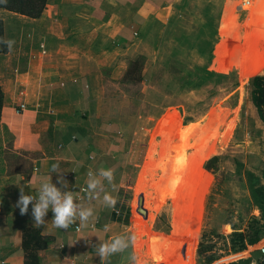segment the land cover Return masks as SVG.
<instances>
[{
  "label": "rangeland",
  "instance_id": "rangeland-1",
  "mask_svg": "<svg viewBox=\"0 0 264 264\" xmlns=\"http://www.w3.org/2000/svg\"><path fill=\"white\" fill-rule=\"evenodd\" d=\"M105 49L94 111L128 140L122 198L137 264H264V122L252 100L264 0H168L131 50ZM36 127L58 145L48 120Z\"/></svg>",
  "mask_w": 264,
  "mask_h": 264
},
{
  "label": "crops",
  "instance_id": "crops-1",
  "mask_svg": "<svg viewBox=\"0 0 264 264\" xmlns=\"http://www.w3.org/2000/svg\"><path fill=\"white\" fill-rule=\"evenodd\" d=\"M166 3L168 0H48L38 18L0 7L6 40L15 42L11 51L0 53V85L5 92L0 121V264H25L22 242L29 228L48 238V246L37 250L38 264H100L92 246L99 242L98 237L106 241L116 235L130 236L122 198L130 161L128 140L120 122L97 115L94 103L103 90L101 65L106 45L131 50L144 25ZM47 120L59 136L58 145L51 150L46 145V131L36 127ZM192 145L186 143L178 158ZM9 156L21 158L25 165L10 166ZM53 163L60 165L68 182L66 190L81 198L89 168H112L119 196L115 210L92 201L97 218L81 232L76 231L78 222L67 231L55 228L51 210L45 217L46 227L34 226L31 205L26 215L16 207L20 187L35 195L37 182L50 174ZM51 176L56 183L57 174ZM133 256L136 252L130 244L112 255L109 264H133Z\"/></svg>",
  "mask_w": 264,
  "mask_h": 264
},
{
  "label": "clouds",
  "instance_id": "clouds-1",
  "mask_svg": "<svg viewBox=\"0 0 264 264\" xmlns=\"http://www.w3.org/2000/svg\"><path fill=\"white\" fill-rule=\"evenodd\" d=\"M6 0H0V3ZM13 40H5L0 38V44H5L11 51ZM59 163H53L50 168V174L41 177L37 182L36 194H26L23 187H20L19 198L16 207L19 208L21 215H26L29 212L31 205V215L36 227H46L45 217L49 210L53 213L52 225L55 228L67 231L72 225L77 224V232L87 230L95 221V208L91 206L92 201H96L103 205L104 208L115 210L116 204L119 202L118 189L114 183V170L112 168H98L89 170L86 173L85 185L81 189L84 192V197L81 198L74 195L72 191L66 190L68 182L59 171ZM52 173L57 174L56 183L52 182ZM107 183V187L105 186ZM31 183V181H29ZM57 184L59 187H57ZM109 188L111 189L109 191ZM113 193H117L114 195ZM84 200H87L86 204ZM107 231V226H105ZM93 244L96 255L100 258V264H109L110 257L114 254L121 253L127 249L130 244L136 241L135 235L124 236L116 235L110 240L101 241ZM91 244V241H88ZM133 264H137V258L132 257Z\"/></svg>",
  "mask_w": 264,
  "mask_h": 264
},
{
  "label": "trees",
  "instance_id": "trees-1",
  "mask_svg": "<svg viewBox=\"0 0 264 264\" xmlns=\"http://www.w3.org/2000/svg\"><path fill=\"white\" fill-rule=\"evenodd\" d=\"M48 0H6V2L0 3L1 8H5L9 11L22 14L32 18L40 17L47 5ZM0 38L6 40L5 37V24L2 17H0ZM8 48L5 44H0V53H7ZM127 76V75H126ZM5 92L0 85V121L2 117V111L4 107ZM252 100L258 110V115L264 122V75H255L252 80ZM185 153L181 158H178V163L183 164ZM216 157L211 158L206 163V169H209ZM165 195V193L161 194ZM197 226V224H196ZM197 237L199 229H196ZM23 247L26 250L25 264H38V251L39 249L46 248L48 246V238L40 235L37 230L33 228L26 229L23 235ZM197 249L203 254L207 252L208 244L206 239V233L202 230L201 235L197 240Z\"/></svg>",
  "mask_w": 264,
  "mask_h": 264
},
{
  "label": "built area",
  "instance_id": "built-area-1",
  "mask_svg": "<svg viewBox=\"0 0 264 264\" xmlns=\"http://www.w3.org/2000/svg\"><path fill=\"white\" fill-rule=\"evenodd\" d=\"M117 212L120 213L119 210H118ZM259 250H260V253H261L262 261H264V244H262V245L259 247Z\"/></svg>",
  "mask_w": 264,
  "mask_h": 264
}]
</instances>
